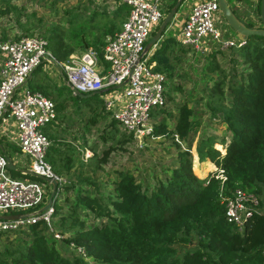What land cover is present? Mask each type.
<instances>
[{
  "label": "trees",
  "instance_id": "trees-1",
  "mask_svg": "<svg viewBox=\"0 0 264 264\" xmlns=\"http://www.w3.org/2000/svg\"><path fill=\"white\" fill-rule=\"evenodd\" d=\"M65 1L0 0V40H7V29L19 30L10 40L38 34L58 63L82 53L85 45L106 68L103 47L120 30L128 6L114 0L109 10L104 3L77 0L62 7ZM34 4L44 6L46 14L26 7ZM256 13L254 27L240 22L260 27L258 6ZM162 33L148 60L164 75V101L173 107L149 112L146 137L171 141L176 149L171 163L139 177L128 167L104 169L110 152L125 151L133 139L112 118L104 123L101 94L61 99L66 86L56 88L47 77L27 87L53 102L55 117L41 130L49 142L44 159L61 181L48 224L37 220L0 232V264H264V36L244 37L227 53L214 47L202 54L206 63L198 72V89L182 91L173 102L171 93L181 86L173 85L172 76H184L175 67L193 48ZM217 54L228 56L229 67ZM199 112L216 116L223 132L197 138ZM93 132L97 135L89 141ZM192 147L199 163L213 165L203 177L193 172ZM84 150L91 153L86 159ZM219 170L221 177H215ZM235 189L257 199L240 230L224 217V201Z\"/></svg>",
  "mask_w": 264,
  "mask_h": 264
},
{
  "label": "built area",
  "instance_id": "built-area-1",
  "mask_svg": "<svg viewBox=\"0 0 264 264\" xmlns=\"http://www.w3.org/2000/svg\"><path fill=\"white\" fill-rule=\"evenodd\" d=\"M121 1L128 6V14L120 30L106 39L102 50L106 68L96 64V54L91 48L84 49L78 57L72 54L67 61L58 63L46 49L45 39L40 36L0 40V120L5 121L7 116L14 120L16 146L28 161V175L39 179L12 178L8 174L7 157L0 151V216L7 214V210L15 212H8L7 215H17L9 219L0 218V232L14 230L37 220L48 224L51 207L38 213H17L44 203L45 194L51 191V186L48 191L45 183L50 184L44 178L56 179L57 183L61 181L44 159L49 142L41 130L55 117L53 102L23 86L42 62L58 67L65 82L82 94L111 89L123 83L119 95L102 99L103 106L111 111L112 119L130 133L138 145L151 130L150 109L164 106V75L152 69L148 54H142L146 38L163 16L160 0ZM249 1L254 3L253 9L258 6L259 0ZM216 12H219L216 0H201L191 5L180 24V43L193 49L204 48L206 41L217 44L221 49L238 47L241 40L224 37L214 27L212 18ZM249 16H254V12H250ZM256 17L255 20L250 18V21L257 23ZM119 99L122 105L117 108L115 103ZM221 172L219 170L215 177H221ZM256 203L254 195L235 189L224 201L226 221L240 230L245 217L250 214V208ZM77 250L82 252L80 248Z\"/></svg>",
  "mask_w": 264,
  "mask_h": 264
},
{
  "label": "rangeland",
  "instance_id": "rangeland-1",
  "mask_svg": "<svg viewBox=\"0 0 264 264\" xmlns=\"http://www.w3.org/2000/svg\"><path fill=\"white\" fill-rule=\"evenodd\" d=\"M79 1L83 2L85 0H79ZM174 1L175 0H160V10L163 13L162 18L167 14L166 13L167 9L169 8V6L171 4L174 3ZM189 1L190 0H183L180 3L178 8L176 9V12H175L173 18L170 20L171 24L169 25L168 29H165V31H163L162 36L166 35L168 33L170 35H175L178 32L177 25H174V23H176V22H174V21H178L181 19L182 13L188 9L187 4L189 3ZM225 1H226L227 5L229 6V8L231 9L232 13L235 15V17H237V19L239 21L243 22L246 25L252 26V27H254L257 24V23H253L250 21V18L255 20V17L257 16L256 8H254V9L252 8V6H254V3H252L249 0H225ZM75 3H77V0H66L65 2L62 3L61 6L62 7L70 6V5H74ZM94 3H96L97 5H102L101 3H104L106 5V8L109 10H112L116 4V2L114 0H94ZM26 7L34 9L36 12V15L43 16L46 14L44 6L34 4V5H27ZM250 12H254V16H249ZM212 19L214 22L213 23L214 27L217 28L219 31H221L224 37H230V38H233L235 41H240V40H238V37L236 36V34L234 32H232L231 30H229L225 20L221 16L220 12H216L213 15ZM256 19H257V17H256ZM172 25H173V27L171 28ZM153 28L151 30H153ZM18 32H19V30L7 29L6 30L7 39H11L13 37V35H16V34L18 35L19 34ZM35 35H38V34H35ZM149 38H151L150 35L146 38V42L148 41ZM206 46H207L206 50L201 48V47H199L197 49H193V51L188 50L186 52V55L182 58L183 61L180 62L181 64H179L177 67H175V73H177V72L184 73L183 74L184 76H183V78H179V77H176L174 75L172 76L173 85L175 84L177 86L178 85L181 86L180 90H177V91L173 90L172 91L171 95L173 98V102L179 101L182 98V96L184 95V93H182V91H184V90L186 91V89L189 91V89L193 88L194 86H196V89H198L199 84H196L197 79L199 78L198 72L200 70V67L206 63L205 59L201 57L202 54H204L205 52L206 53L209 52L214 47L218 48L219 51H221L223 53L228 52V49H221L220 47L217 46V44L212 43V42L206 41ZM80 54L81 53L78 50L73 53V55H75V56L80 55ZM215 58L222 65H226L225 66L226 68L229 67L228 62L226 61L228 58L227 55H225V58L222 59L220 57V55L217 54V55H215ZM45 63H48V62H42L38 67H36L32 71L31 76L26 80V82L23 86L34 88L33 84L39 83V82H36L34 80L37 76L42 77V78H46L48 76V74H46L43 71V67H42V65H44ZM96 64L97 65H104L101 60H97ZM51 65L54 69H56V67H54L53 64H51ZM105 66L107 67V64H105ZM46 79H48V78H46ZM53 82L54 81H52V79H51V83H53ZM166 85L167 84L164 82V88L166 87ZM56 88H58L57 85H56ZM55 90L56 89H54V92H55ZM112 92L117 93L119 91H118V89H111V90H108L106 92H103L101 94V96L107 97L105 95L106 94L111 95ZM71 95L72 94L70 93V91L68 89H65L64 92L58 94V96H60L59 98H61V99H63V98L70 99ZM56 97H57V95H56ZM164 107L168 110H171L173 107V103L172 102H170L169 104L167 103V104H165ZM152 110L153 109H150V112ZM106 111H107L108 118L105 120V122H104L105 124L112 118L111 117V111H109V110H106ZM201 111H202V109H201ZM199 114H200V120H201L200 125L201 126L197 132V135H196L197 138H199L202 133H204V134L209 133V134H214V135L219 136L220 133L223 132L224 124L221 122L217 123L216 116H213L211 113H208V112H199ZM149 118H150V116H149ZM151 123H152V120L149 119V125L150 126H151ZM99 126H103V124L101 123ZM72 129H78V125L77 124L74 125L72 127ZM118 129L121 130L122 128L119 126ZM94 135H97V134L95 132H93L88 137V140L91 141L92 137H94ZM139 144L140 145H138L137 142H134L132 140L131 143L126 145L125 151L119 150V149L112 150L109 154L107 162L103 166L104 169L107 170L110 168L115 169V168H120V167H128L130 170H132V173L134 175L139 177L137 175L138 173H141L142 175H144V173H150V171L152 169L155 171H159L162 166L169 165L171 163L172 159L176 155V149L173 148L171 141L169 139H167L166 137H163V136H161V137H146V136H144L139 141ZM216 147H218V146H216ZM100 148H101V144H99L97 146V152H99ZM191 153H192V159H193V161H192L193 172L199 177L205 176L206 173L208 172V168H207L208 164L199 163L196 160V156H195L193 147L191 149ZM90 154L91 153L89 150H84L82 152V158L86 159ZM19 168L20 167H17L16 169L19 170ZM8 174L12 178H18L17 177L18 176L17 171H8ZM160 175H162V173H160ZM149 176H150V174H149ZM33 180H37V179H33ZM40 182L42 183L43 181L40 180ZM45 185L48 187V191H49L50 185H48L47 183H45ZM49 193L50 192H48V194ZM48 194L47 193L45 194L44 203L46 202V200L49 196ZM44 203L38 205L34 209L20 211L17 214L25 215V214H30L32 212H35V211L39 210L44 205ZM8 212L9 213H15L14 211H10V210H7L5 213H8ZM5 215H7V214H5ZM89 264H90V262H89Z\"/></svg>",
  "mask_w": 264,
  "mask_h": 264
},
{
  "label": "crops",
  "instance_id": "crops-1",
  "mask_svg": "<svg viewBox=\"0 0 264 264\" xmlns=\"http://www.w3.org/2000/svg\"><path fill=\"white\" fill-rule=\"evenodd\" d=\"M176 1V0H175ZM201 1V0H190L188 5V9L186 11H184L182 13V17L180 20L178 21H174L176 23H174V25H177L178 28V32L174 35L175 38H177L180 41V24L183 20V18L185 17L186 13L188 12L189 8L191 5H193L194 3ZM178 23V24H177ZM171 23L169 22L168 26L165 29H168L169 25ZM173 27V25L171 26V28ZM164 29V31H165ZM152 31V30H151ZM151 33V32H150ZM155 46L150 47L147 51L146 54H148V58L150 53L152 52L153 48ZM153 64V63H152ZM43 67V71L48 74L47 76V80L51 83V79L53 82V85H57V87L64 85L66 86V88L70 91L71 94L74 95V93L71 91L70 87L67 85V83L65 82L62 73L60 72V70L58 69V67H56V69H54L51 65V63H45L44 65H42ZM55 67V65H54ZM31 76V75H30ZM36 82H45L44 78L42 77H36L34 79ZM26 87V86H25ZM111 89H118L119 92H112L111 95H105L107 97L111 96V97H115L117 95H119L121 93V87L119 88H111ZM111 89H105L102 90L100 94H102L103 92H106L108 90ZM120 89V90H119ZM51 91V90H50ZM51 94V92H50ZM101 98H106L101 96ZM116 107L119 108L122 105V100L119 99L116 101ZM17 143V128H16V124L14 122V120L12 118H10L9 116L6 117L5 121H1L0 120V151L3 152L6 157L11 161V164L13 166V171H17L18 172V178L15 179H21V180H30L32 179V176L28 175V161L25 157H23L16 146ZM8 151V152H7ZM204 164H208V171L211 170L213 168V165L210 164L208 161L207 162H203ZM17 167H20L19 170L16 169ZM12 170H8V171H12ZM51 190V189H50ZM49 195V194H48ZM8 214V213H7Z\"/></svg>",
  "mask_w": 264,
  "mask_h": 264
},
{
  "label": "water",
  "instance_id": "water-1",
  "mask_svg": "<svg viewBox=\"0 0 264 264\" xmlns=\"http://www.w3.org/2000/svg\"><path fill=\"white\" fill-rule=\"evenodd\" d=\"M181 1H183V0H176L174 2V4L172 5V7L167 12V14L162 18V20L158 24V27L155 30L154 34L144 44L142 54L146 53V51L150 47L155 46L156 42L160 39L161 33L164 31L165 26L173 18L174 14L176 12V9L180 5ZM216 1H217L219 12H220L221 16L225 20L226 24L235 32V34L239 40L243 39L244 37L250 36V35L264 36V0H259V3H258L260 27H257V28H250V27L243 25L235 17V15L232 13L231 9L229 8V6L227 5L225 0H216ZM83 47H84V49H86L85 45ZM49 61L51 62V59H49ZM121 85H123V83H121L120 85L114 86V88H119ZM70 89L74 93V95H76L80 98H85V97L91 96L93 94H100L101 93V91H96V92H91V93H87V94H82V93L75 91L71 87H70ZM6 160H7V168L12 170L13 166L11 164V161L8 158ZM44 181H46L50 184L51 191H50L49 196H48L46 202L44 203V205L39 210L35 211L37 213L51 207V204L53 201V196H54V193L56 190V185H57L56 179L44 178ZM32 213H34V212H32ZM16 216L17 215H3V216H0V218L9 219L11 217H16Z\"/></svg>",
  "mask_w": 264,
  "mask_h": 264
}]
</instances>
